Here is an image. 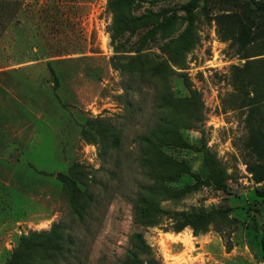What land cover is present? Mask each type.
Returning a JSON list of instances; mask_svg holds the SVG:
<instances>
[{"label": "rangeland", "instance_id": "374dc122", "mask_svg": "<svg viewBox=\"0 0 264 264\" xmlns=\"http://www.w3.org/2000/svg\"><path fill=\"white\" fill-rule=\"evenodd\" d=\"M189 1L0 0V264L59 227L63 251L42 264H121L134 233L161 264H264V180L249 169L263 163L250 143L264 138V0ZM159 11L161 27L123 23ZM174 97L189 99L179 115ZM170 124L184 172L157 179L142 136Z\"/></svg>", "mask_w": 264, "mask_h": 264}, {"label": "trees", "instance_id": "16d2710c", "mask_svg": "<svg viewBox=\"0 0 264 264\" xmlns=\"http://www.w3.org/2000/svg\"><path fill=\"white\" fill-rule=\"evenodd\" d=\"M124 1L127 0H110V2L113 3L112 5L110 3V5L113 6L115 4L123 3ZM196 2L197 0H190L185 6L187 7L191 4L194 5L196 4ZM262 9L264 10V7ZM162 14V11L154 12L150 15L144 13L141 16L134 17L132 20H130L129 18H124L123 23L126 24L139 21V26L150 25L152 29L155 28L156 25H161L164 18L160 22H158L157 19L159 18V15ZM143 20L145 21L142 24L141 21ZM249 35L250 27L242 23V26L240 27V30L236 37L240 46H244L247 43ZM144 57V59L146 60L144 64V67H146V71L153 73L156 69L154 62L149 57V54H145ZM55 82H57L56 78ZM174 98L175 99H173V105L176 107V112L179 115V113H183L185 111V105L188 103L189 99L188 97ZM142 140L145 147L140 155L141 163L144 166H149L151 170L156 172V174L158 173V175L155 176L157 177V179H170L184 172L183 162L177 160L165 150L166 146H180L182 144L179 126H177L176 124H170L168 128H164L163 126L156 127L148 134L142 136ZM250 145L251 149L257 154L259 158L262 159L263 163L256 167H250L249 169L253 172L254 179L256 181L264 180V138L257 137L250 143ZM56 175L62 181H68L67 179H69L67 175L61 172H58ZM153 192L154 188L150 187L148 190V194L145 196L141 195L139 200L137 201L138 208L137 210L135 209V216L142 225L147 226L155 224L154 221L150 220L153 210L149 208V202L154 200V198H152L150 194ZM72 207L73 210L77 212L76 214L80 216L81 211L78 212L77 210V207L79 208L80 205L74 199H72ZM189 223L190 222L184 217V219L175 226V229L180 230L183 226ZM37 237L38 239L32 240L31 236H21L19 246L14 251V254L11 256L9 262H11V264H33L34 261H38L39 264H42V260L46 258L47 255L48 259L52 260L53 257L55 258L62 253L65 238L62 235L60 227L58 231H54V233L51 234L49 233L48 237L45 238V240H43L42 234H38ZM130 239H132L134 244H136L135 250H129L121 264H161L157 260H154L150 257H148V259H145L138 255V253L148 254L150 250L148 245H146V243L144 242L141 234L134 233L132 234ZM259 241L260 249L264 257V235L260 237ZM49 251H52L53 254L49 253Z\"/></svg>", "mask_w": 264, "mask_h": 264}, {"label": "crops", "instance_id": "0c3cea01", "mask_svg": "<svg viewBox=\"0 0 264 264\" xmlns=\"http://www.w3.org/2000/svg\"><path fill=\"white\" fill-rule=\"evenodd\" d=\"M0 154H1V151H0Z\"/></svg>", "mask_w": 264, "mask_h": 264}]
</instances>
